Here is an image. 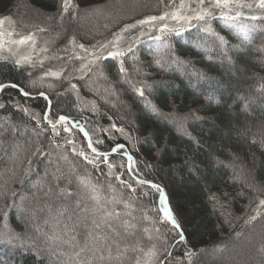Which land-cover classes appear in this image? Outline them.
Masks as SVG:
<instances>
[{
  "label": "trees",
  "instance_id": "16d2710c",
  "mask_svg": "<svg viewBox=\"0 0 264 264\" xmlns=\"http://www.w3.org/2000/svg\"><path fill=\"white\" fill-rule=\"evenodd\" d=\"M112 1L73 0L74 4L79 5L74 19L71 11L63 17L60 16L61 0H0V17L11 18L5 24L10 26L16 34L45 29L41 31L40 41L46 38L40 46L41 50L59 48L68 53L73 50V46L69 44V40L73 37L78 44L83 43L91 47L108 37L113 31L135 23L146 14L149 16L156 13L142 12L143 10L158 11V8L164 6L161 0H127V4L126 2L123 4V11L129 12H111L108 6L113 4ZM240 2L252 3L253 0H240ZM243 11L248 12L247 9ZM212 27L225 37L227 41L225 51L230 60L225 58L219 49L211 53L213 57L211 60L208 59L206 54L195 46L200 35L195 29L182 37H169L171 48L165 55V59H170L174 55L179 60L185 61L183 66L188 67L192 74H203L207 77L205 80L194 75V83H188L191 80H188L183 73V66L182 68L173 66L169 73L157 67L153 62V55L150 54L154 48V45L150 48L151 42H146L137 48L136 63L140 69L139 73L133 71L131 60L125 61V66L132 74L131 78L138 81L136 86L145 87V97L151 102V106H146L145 99L137 96L129 84L123 85L117 61L109 59L102 62L103 71L108 77L107 81L99 80L93 84L90 81L94 78L89 76L77 82L79 94L96 102L100 112V115L96 117L88 114L90 112L84 113L79 110L77 100L70 93L57 94V91L65 88L64 81L51 77L41 80L43 73L41 74L38 70L31 73L16 67L13 63L0 61V82L16 83L32 93L33 97L39 91L47 93L51 99L50 117L52 119L65 115L79 120L91 130L114 122L124 127L126 131L132 132L139 141L133 138L134 149L122 140L107 141L105 137H102L106 141L105 144L98 147L101 150H108L109 145L125 144L137 162L136 171L141 178L160 184L165 189L171 209L184 227L188 240L198 250L193 258V264H221L220 260L214 259L215 250L221 247L229 250L230 240L257 227L258 223L264 219V211H262L257 219L246 223L255 212L253 210L258 200L264 198V93L256 90L258 82L264 84V20L252 22L241 17L235 21L233 28H227L223 22L216 20L212 22ZM242 27L250 30L247 41L237 35V30ZM137 31L134 29L124 35L134 34ZM48 37L51 38L48 39ZM209 42H212V38H209ZM184 71L188 72L187 69ZM59 81H61L60 84H55ZM109 83L118 93V99L110 96V102L105 103L101 98L104 95L103 88H100L99 95L93 89L100 85L107 87ZM49 84L53 86L49 87ZM54 86L59 87L55 89ZM198 92H203V95ZM241 96L248 98L247 106L238 99ZM208 97H213L219 103H209ZM113 101L116 104L115 107L112 106ZM0 103L7 106L6 109L0 110V116L11 115L14 122L26 125L29 129L35 127V121L30 120L23 112L16 111L12 106L17 103L21 106L29 105L41 117L47 107V102L43 98L23 97L12 88H6L0 92ZM153 106L156 109L155 112L151 110ZM191 111L203 119L181 121L183 127L179 126L177 129L170 123L171 120L166 121L160 114H171V117L175 115L177 118L184 117ZM109 116L113 119L109 120ZM183 128H187L188 132L199 140V144L182 134ZM74 132L80 136L85 145L86 141L84 143L82 134L75 130ZM29 135H31L30 132L19 138L24 147L15 161H0V173H2L0 185H4L7 181L5 186L8 188V194L0 201V231L4 230L3 212L8 211L6 218L8 227L20 236V239L12 244H0V264H50L46 252L43 254L44 259L38 261L34 255L35 249L27 247L28 243L39 242L31 226L36 220H40L39 223L42 225V218H48V215L44 216L47 210L38 212L37 219L33 220L30 215L22 216L14 210L5 208V205L13 200L11 195L13 191L28 195L31 193V185L21 183L28 157L36 147L35 141L30 147L27 144ZM50 135L49 130L46 136ZM97 135L100 134L97 133ZM46 136H41L45 146L48 145ZM61 138L62 136L56 139L63 142ZM9 139L10 135L5 137L6 141ZM253 140L256 142L253 143ZM157 148L163 150L162 158L156 156ZM84 149L87 150L86 145ZM2 154L0 152V155ZM234 157L236 159L230 167L216 163L220 160L227 164L233 161ZM110 159L116 163L127 164L126 159L119 155ZM186 160L189 161L187 165L184 163ZM145 161L152 163L154 167L146 168ZM193 166L198 171L190 170ZM39 168L43 172L44 164H40ZM87 172L91 173L94 182L103 186L107 194L108 179L104 175V168L102 171H97L87 165ZM80 173L85 174L83 161L80 162ZM97 174L101 175L97 176ZM123 178L130 180L127 174ZM29 179L34 180L35 176ZM64 183L66 181L62 182L61 186ZM112 183L115 184V180ZM139 189L142 190H138L140 199L135 202L138 208L158 207V193L147 186ZM72 191L78 192L75 181H73ZM143 191H148L150 195H143ZM213 193L218 198L216 201L209 199ZM132 196L126 190L123 191L124 199ZM77 198V196H73L71 200L55 198L53 211L55 212L64 204L75 207L73 204ZM43 203L42 200L41 204ZM84 203H88L91 207L90 202L82 201V206ZM25 205L26 207L34 206L35 201H25ZM117 208L122 210V205H117ZM75 211L78 212L76 208ZM73 213L67 212L64 220L69 222L68 214L73 216ZM135 215L139 218L140 213L136 212ZM149 215H155V213L149 212ZM76 221L77 219L70 222ZM46 226L49 227V225ZM115 227L119 228V225ZM42 229L48 231L45 227ZM84 229L85 227L80 231L79 239ZM136 238L129 237L127 242L133 243ZM149 244V241L144 240L145 247ZM200 249L202 251H199ZM183 255V245L176 247L173 250L171 264H176L177 258H182ZM128 256L129 259L125 260L124 264H134L135 254L130 252ZM230 257L233 263L236 257L232 253Z\"/></svg>",
  "mask_w": 264,
  "mask_h": 264
},
{
  "label": "snow or ice",
  "instance_id": "6c2138e0",
  "mask_svg": "<svg viewBox=\"0 0 264 264\" xmlns=\"http://www.w3.org/2000/svg\"><path fill=\"white\" fill-rule=\"evenodd\" d=\"M164 0H161L163 3ZM166 9L159 15L147 16L144 19L137 20L135 23L125 25L120 31L113 33V38L105 43L92 45L90 48L83 43H77L75 37L69 40V44L73 49H80V53L74 52L69 56L67 62L58 70L44 72L41 80L46 77H51L55 80H68L71 90L79 95L77 84L71 83L72 79L84 80L86 77H93L90 83L95 84L99 80L107 81L108 77L102 68V62L109 59L118 62L119 74L122 82L129 84L137 96L144 98L146 106H151V102L145 97V87H137L138 81L131 78L129 68L125 66L126 60L132 61V69L139 73L140 69L137 66L136 51L139 45L146 42H151L150 48L153 55L155 65L164 71L170 70L173 66L182 68L185 61L179 60L174 55L170 59H165V55L169 52L171 45L169 37H182L185 33L195 29L199 35L198 41L195 44L203 51L208 59H212L211 53L219 49L220 53L225 58L230 60L225 51L227 41L223 35L217 33L212 27V22L219 20L223 22L227 28L235 27V21L241 17L257 21L264 20V0H253L252 3H241L240 0H168L165 5ZM78 4H74L73 0H61L59 5V14L63 17L65 14L72 12L73 18H76V9ZM243 9H247L246 14ZM259 13V15L257 14ZM10 17H0V28L6 21H10ZM255 26H253L254 28ZM137 29L134 34L131 30ZM40 31H45L41 28ZM250 30L246 27L239 28L237 35L244 41L249 39ZM15 33L13 31H0V51H11L6 48V44L27 45L31 44L35 47L36 41L34 34L29 33L26 36H21L19 39H11ZM5 37L9 39L5 40ZM212 38V42H209ZM47 48L41 51L47 52ZM7 59V57H4ZM57 59H63L57 57ZM73 60L80 61L79 66L73 65L71 71L65 72L68 69V64ZM43 60L39 63L43 66ZM17 66L23 64H32L31 56H23L15 60ZM79 73V75H74ZM201 80L207 79L203 74L193 73ZM49 87L53 85L49 84ZM6 88L16 89L23 97L28 98H43L47 102V107L43 111L42 117L37 114L33 115L25 107L19 103L13 105L16 111L23 112L30 120L35 121V127L29 129L26 125L18 124L12 120L11 115L0 116V161L9 160L15 161L18 158V153L24 147L19 138L28 136L27 144L29 147L35 141V150L28 157L27 166L24 169V179L21 183L31 185V193L20 194L16 191L11 193L13 200L5 205L6 209H11L21 214L22 216L30 215L33 220L37 219V213L43 212L45 209L48 212V218L44 220L45 225H49V230L44 231L39 224H34L33 228L37 237H43V244L37 245L35 241L28 243L29 249H35L34 255L38 261L44 259V253H47L50 264H124V261L129 259L128 253L135 254L134 264H171L173 250L183 245L184 255L182 258H177L176 264H193V258L197 254V249L190 243L185 229L177 215L171 209L165 189L151 180L141 178L136 171L137 162L133 155L127 150V146L123 143H115L108 146V150H101L100 145L105 144V139L114 140L113 133L126 135L124 127L118 126L116 123H111L108 128L99 127L95 130L86 128L79 120H74L65 115H59L58 118L50 117L51 99L49 95L43 91L33 94L26 91L23 87L16 83L0 82V92ZM100 88H103L104 95L101 97L105 103H109V97H116L118 93L111 83L107 87L93 89L99 95ZM258 92L264 93V84H261L257 89ZM245 106L248 105L247 97H238ZM209 103H219L213 97H208ZM93 111L98 110L95 101H92ZM112 106L116 104L113 101ZM6 105L0 103V110L6 109ZM156 111L155 107L151 108ZM109 120L113 118L108 117ZM189 119L198 121L203 119L195 112H189L184 117L175 118L176 122L183 127L181 121L187 122ZM51 131L50 136H46L48 131ZM74 130L82 134L83 139L87 142V150L78 146L75 139L71 138ZM63 133L69 134L65 137L63 143L57 140V137ZM99 133L100 135H97ZM189 140L199 144V140L188 132L187 128H183V133ZM10 135L9 140L5 137ZM41 136H46L48 145L45 146L41 141ZM256 141L253 140V143ZM9 148L11 151L9 152ZM119 155L125 158L127 164L114 163L110 157ZM156 156H163L161 148L156 149ZM225 164L224 161L217 160V164H224L225 167H230L235 161ZM83 161L85 166V174L80 173V162ZM22 163V162H21ZM186 165L188 160L184 162ZM44 164L43 172L40 171L39 165ZM87 165H91L94 170L102 171L101 165L106 166L107 172L104 175L108 179L107 194L104 192L103 186L94 182L91 178V173L87 172ZM146 168L154 167L152 163L145 161ZM197 170L193 166V169ZM127 174L130 180H125L123 177ZM2 175V173H0ZM35 176V179H29ZM115 180V184L112 181ZM66 183L61 186V183ZM73 181H75L78 192L72 191ZM0 185V197L8 194V188ZM147 186L153 192L158 193V207L154 206L151 209L138 208L136 201L139 196H132L129 199H124L123 191L126 190L130 194H136L138 188ZM143 195H150L145 191ZM73 196L78 198L75 200V208L77 212V221L69 223L64 220L65 214L68 212V205H61L56 211L47 201L49 198L57 200H71ZM18 198V201H17ZM210 200L216 201L218 198L213 193L209 197ZM44 201L41 204V201ZM25 201H35L34 206L26 207ZM88 201L91 203L89 207ZM117 205H122V210L117 208ZM257 215L264 211V198L258 200L256 208L253 210ZM140 213L139 218L135 215ZM149 212L155 215H149ZM8 211L3 212L5 219L4 230L0 231V244H12L15 240L20 239L18 234L12 232L6 222ZM87 222V229L84 234L83 241L79 239L80 233L77 229L80 227V217ZM257 215H252L249 220H255ZM89 217L91 218L89 220ZM67 221H72V216L68 215ZM248 221H246L247 223ZM90 224V227H89ZM114 224H118L119 228ZM62 225V227H61ZM119 229H122L121 232ZM142 233V235H137ZM129 237H137L133 243H128ZM144 240L150 242L148 247L144 246ZM27 243V242H26ZM23 246V245H22ZM199 251H202L200 249Z\"/></svg>",
  "mask_w": 264,
  "mask_h": 264
},
{
  "label": "rangeland",
  "instance_id": "374dc122",
  "mask_svg": "<svg viewBox=\"0 0 264 264\" xmlns=\"http://www.w3.org/2000/svg\"><path fill=\"white\" fill-rule=\"evenodd\" d=\"M126 1L127 0H113L112 1L113 4H109L108 9L112 10L111 12H118V11H120V12H129L128 10L127 11H123V8H124L123 4ZM167 3H168V0H165L164 1V6L162 5L161 8H158L157 9L158 11H155V10L154 11L143 10L142 12H156L155 14H150L149 16H151V15H159L163 11L168 10L165 7V5ZM176 3L178 4L179 0H176ZM126 4H127V2H126ZM108 12H110V11H108ZM245 13L247 14L248 12H245ZM257 14L259 15V13H257ZM147 16L148 15L146 14L141 19H144ZM103 18H104V16H103ZM0 31L7 32V31H13V30H12V28L10 26L5 24L2 28H0ZM118 31H120V30L118 29L116 31H113L108 37L102 39L100 42H98V43H96L94 45L98 46L100 43H105V42L111 40L113 38V33H116ZM29 33L34 34V39L36 41V44H35L34 48H33V46L30 43L27 44V45L6 44V48H10L11 51H7V50L0 51V61H7L9 63H13L16 67H19L20 69H24L25 71H29V72L31 71V73H33L34 70H38L42 74V73L48 71L49 69L58 70L59 68L64 66V64L67 62L68 57L72 56L74 52L80 53V49H78V48H75V49H73L72 51H70L68 53H66L64 51H61L59 48L56 49V50L55 49H53V50L50 49L47 52L41 51L40 46H42V42H44L46 40V38L41 42L40 40H41L42 34H41V31H37V30H31L28 33H24V34L23 33L22 34H16L15 33V35L13 37H11V39H19L21 36H26ZM102 37H104V36L102 35ZM50 38L48 37V39H50ZM7 39H9V38L5 37V40H7ZM86 47H88V46H86ZM80 54L83 55V53H80ZM23 56H31L32 64H23L21 66H17L15 64V60L20 59ZM4 57H7V59H4ZM57 57H61L63 59H57ZM40 60L44 61L43 62V66H41V64L39 63ZM79 63H80V61H78V60H73L71 63H69L68 64V69L65 72V75H67L68 71H71L73 65L78 67ZM171 69L166 71V72L169 73V71H171ZM184 69H187L188 72H185ZM189 70L190 69L188 67L183 66V73L186 74L185 76L188 78V80H191V81L189 82L187 79L186 80L188 81V83H194L195 76ZM74 75L78 76L79 73H75ZM61 81H64L66 86H65V88L62 91H61V89L59 90V92L57 91V94L62 95V93H70L71 95H73L75 97V99L77 100L76 102H78V104H80L81 107L77 104L79 110H81L84 113L90 112L88 114H90L92 116H95V117L100 115L99 110L93 111L92 103H91L92 100L91 99L84 98L80 94L77 96V93L75 91L71 90L70 83H69L68 80L62 79ZM61 81H59V82H57L55 84H60ZM78 81H79V79H72L71 83L77 84ZM122 83H123V85L127 84V83H124V82H122ZM261 84H263V83H259L258 82L256 84V89ZM77 86H78V84H77ZM58 87L59 86H54L55 89H57ZM202 89H203L202 91L204 92V88H202ZM203 92H198V93L203 95ZM22 107L27 108L29 110V112H31L33 115H37L38 114L34 109L30 108L29 105H24ZM160 114L165 118L166 121L170 122V120H171L170 123H172L175 126L176 129H177V127L180 126L178 123L175 124L173 122V121H176L175 120V118H176L175 115H173V117H171L170 116L171 114L170 115L165 114V113H160ZM111 123L112 122H110L108 125H105L103 128H108ZM125 133H126V135H121L118 132L113 133V135L115 136V139L112 140V141L117 142V141H121L122 140V141L128 143V145L132 149H134V140L137 141V142H139V141L135 138V136L132 134L131 131L128 132V131L125 130ZM68 135L69 134L63 133L61 131V136H62L61 141H63L65 137H68ZM71 138L76 140L78 146H81V147L84 148L85 145H86V147H87V144H86L87 142L85 143V140L83 139L84 143H85V145H83V142H82V140L80 139V136L77 133L74 132V134H73V136ZM133 138H134V140H133ZM109 140H111V139H107V141H109ZM61 143H63V142H61ZM114 163H116V162H114ZM117 164L119 165L121 163L117 162ZM101 168L102 169L104 168L105 173L107 172L106 166L101 165ZM100 175L101 174H97V176H100ZM138 190L142 191L139 188H138ZM0 191H2V189ZM138 194H139V191L136 194H130V195L138 196ZM1 200H2V197H0V201ZM47 202L52 205L53 209H55V204H54L55 203V198H49ZM73 205H75V204H73ZM57 207L58 206L56 205V208ZM73 211L75 213H73ZM71 212L73 213L72 218L74 217L75 219H77V211H75V207H71V205H68V213L70 214ZM47 215H48V212H44V216H47ZM253 215H257L256 212H253ZM258 217H259V215H257V218ZM39 219H40V217H39ZM75 219H72V220L74 221ZM90 219L91 218L89 217V220ZM44 220H45V217L42 218V221H41L42 225H40V223H39L40 220L39 221H37V220L33 221V224H39L41 228L45 227V228H47V230H49V227H47L43 223ZM80 220H81L80 221V227L77 229L78 232H80L83 229V227H85V224L87 223L83 219L82 215L80 217ZM251 221L252 220L248 219V223H250ZM69 223H71V222L69 221ZM116 225L117 224H114V226H116ZM31 227L33 228V226H31ZM89 227H90V224H89ZM84 231H87L86 227H85V229L82 232L83 235H81V237H80L81 241H83V238H84ZM80 234H81V232H80ZM82 236H83V238H82ZM36 240L39 241L37 243L38 245H42L43 244V237H39L38 238L37 235H36ZM229 242H230V249L229 250H227V248H225V247H221V248L216 249L215 252H214V256H215V257L213 256L214 259L215 260L216 259L220 260L221 264H264V219H262V221L260 223H258L257 227H254L251 230L250 229L247 230L246 233H242V234L238 235L237 238L232 239ZM231 253L234 254L235 257H236V260H234L233 263H232V258L230 257ZM186 264H188L187 260H186Z\"/></svg>",
  "mask_w": 264,
  "mask_h": 264
}]
</instances>
